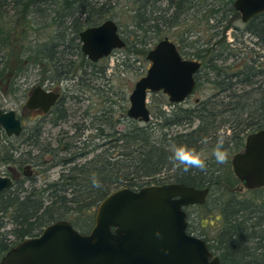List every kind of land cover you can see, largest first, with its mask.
Segmentation results:
<instances>
[{"label": "trees", "instance_id": "16d2710c", "mask_svg": "<svg viewBox=\"0 0 264 264\" xmlns=\"http://www.w3.org/2000/svg\"><path fill=\"white\" fill-rule=\"evenodd\" d=\"M114 1L117 0H104V2L101 0H34V5L40 6L48 2L58 5L55 10L57 17L64 19V22L66 20L69 22L71 36H66L64 33H58V35L63 36V45L73 44L71 52L76 51L77 54L82 55L80 32L86 27L114 16L109 13ZM130 1L135 3L133 21L137 28L144 31L145 24L151 21L149 27H158L161 16L149 17L144 14H147L149 9L151 11V7L154 8L157 2L164 0ZM167 1L169 6L174 8V17L189 10L195 2V0ZM4 2L0 0V57L3 59L2 63L5 62L0 67V78L5 76L8 54L11 57L14 52L10 48L8 54H1L9 47L11 27L8 19L1 13ZM25 6L28 7V4ZM25 23L28 24L27 19ZM247 24L248 31L264 44V13L250 19ZM137 43L146 44L144 40H137ZM56 45H58L56 42H51L46 49L47 53H45L46 50L41 52L40 44L35 49H32V44L28 45L24 51L28 53L27 58L33 57L38 60L39 58L42 60L43 56L40 57V55L45 53V60L56 66V69L61 65L72 64V59H68L67 65L63 62L66 59L65 51H57ZM150 49L145 48L144 53L147 55ZM208 53L203 51L194 54L195 58L204 63L197 76L196 88L201 84L204 70L209 67L215 73L213 85L220 91L228 92L227 100L207 99L199 101L193 107L176 106L169 102L168 104L178 109L173 112L161 109L158 114V129L149 123L139 126L136 122L139 120L127 115V118L132 120L131 124L125 130L118 131L113 123L99 117L93 121V125H85L79 132L66 138L78 137L75 144L72 141L69 143L66 139H60L56 145L48 143L40 147L41 151L36 154L33 153L32 148L26 151L15 148L13 160L18 166L29 168L32 164L40 166L46 162L43 155L48 153L59 159L55 165L59 164L64 168L58 179L43 185H37L35 176H30L32 170H28L23 174L29 181L27 186L24 180L17 179L11 187L0 191V260L12 246L28 237L39 235L48 224L57 220H68L80 232L88 233L94 225L99 203L113 190L123 185L132 189L141 188L148 184L147 179L162 174L165 170L173 169L174 174L171 177L174 178V182L198 188H210L206 202L196 206L208 207L216 202L220 215L217 220L220 222L211 237L199 236L208 242L215 254L219 255L221 264H264V201L257 203L254 201L255 197L240 199L234 191L235 184L240 183V180L234 174L232 162H229L227 169H213V164L210 163L204 171L191 169L188 172L174 168L169 162L171 155L169 148L173 144H187L198 149L205 139L215 141L219 131L216 122L221 115L225 116L223 124H230V128L234 130L231 147V152L234 153L245 146L246 137L242 134L243 129L254 132L264 128V79L253 80V69L256 67L248 63L238 71L229 72L227 67L214 62L216 57L219 58V54L213 58L214 52L209 55ZM254 73H257V76L264 75V70H257ZM64 74H70V71L61 70L58 73L59 77L65 76ZM237 84L250 87L237 92L234 90ZM196 121H198L197 125L194 124ZM183 124H188L183 131L178 130L173 133L166 131L172 125ZM106 125L108 127L112 125L111 132H106ZM88 129H95L99 137L103 139L107 137L111 140L99 144L96 141L97 135L85 136ZM39 136L40 134L29 144L33 143V147L40 146ZM62 145L64 148H61ZM60 151L68 152L69 155L59 158ZM92 153L94 154L88 158ZM9 156L8 152L3 158L9 159ZM80 157H85L86 160L78 162ZM93 174L99 179L100 187H93ZM223 182L226 184L220 185ZM262 190L264 187L253 191ZM8 224H12V228L6 230Z\"/></svg>", "mask_w": 264, "mask_h": 264}, {"label": "rangeland", "instance_id": "374dc122", "mask_svg": "<svg viewBox=\"0 0 264 264\" xmlns=\"http://www.w3.org/2000/svg\"><path fill=\"white\" fill-rule=\"evenodd\" d=\"M4 1L1 13L8 19L11 27L8 28L10 31L9 47L1 54H8L10 48L14 52L11 57L8 54L5 76L0 78V108L3 110H16L25 121L24 134L11 140V143L15 148H19V151L32 148L33 153L36 154L41 151L40 147L48 143L56 145L60 139H66L74 135L85 125H93V121L99 117L106 118L109 123H113L118 131L125 130L132 122L127 118L126 113L130 106V94L135 83L146 74L150 66L144 49L152 48L165 37L177 42L186 56L195 57L194 54L203 51H208V55L214 52L213 58L216 57V54H219V58L216 57L214 62L227 67L229 72L238 71L248 63L253 64L257 70H264V44L248 31V24L242 21L241 13L233 9L234 0H195L193 7L181 13L178 17L173 16L174 8L169 6L167 0L159 1L154 8L151 7V11L149 9L146 12L147 14H144V16L148 15L149 17L151 15L154 17L161 16L159 24H157L158 27H149L151 21L145 24L144 31L137 28L136 23L133 21L135 3L130 0L114 1L113 7L111 6L112 12L109 11L110 15L112 13L114 16L106 19L111 18L118 23L127 45L122 49L114 50L111 55L102 58L97 63H91L84 54H77L76 51L71 52V45L73 44L63 45V36H59L58 33L71 36V32L68 28L69 22L67 20L64 22V19L61 20V17H57L55 12L58 8L57 4L48 2L39 6L34 5V0ZM101 1L104 2V0ZM24 4H28V7ZM26 19L28 24L25 23ZM5 29L7 30V28ZM137 40H144L146 44H138ZM51 42L58 44L55 46L57 51H65L66 59L63 62L66 65L68 59H72L73 63L68 64V66L61 65L57 69L56 66L48 63L44 55L47 53L46 49ZM31 44L32 49L37 48L40 44L41 52L46 50L45 53L40 55V57L43 56L42 60L26 57L28 53L24 50ZM2 60L0 57V67L5 64V62L2 63ZM256 69H253V80L260 81L264 79V75L257 76V73H254L257 71ZM61 70H69L70 74L59 77L58 73ZM204 73L201 84L195 89L194 93L182 103L173 104L193 107L199 101L207 99H212V101L227 100L226 94L228 92L218 90L212 83L215 73L209 67H206ZM39 85L48 88L55 87V89L62 91L63 95V99L57 107L58 109L46 117L38 113H29L25 108L29 93ZM249 87L248 85L237 84L234 86V90L242 92ZM230 92L232 91L230 90ZM169 102L168 96L163 92L150 93L148 103L152 118L149 122L136 121L138 125L143 126L149 123L152 127L157 128V123H159L158 114L161 109L168 112L178 109L174 105L168 104ZM224 118L225 116L221 115L217 118L216 123L219 129L218 133L222 130L225 134V146L229 151L228 163L224 165L215 163L211 153L216 140H209L206 144L202 142L198 147V150L203 149L205 151L208 156L207 165L213 164V169H227L235 154L231 152L234 130L230 128V124H223ZM194 124L197 125L198 121ZM187 125H172L166 131L170 133L178 130L183 131ZM111 127L112 125L109 127L106 125V132H111ZM248 132L250 131L242 130L245 137ZM38 134H40V146L33 147V143L31 145L29 142ZM88 135H97L96 141L99 144L111 140V138L106 137L103 139L99 137L95 129H88L85 136ZM6 140L8 143V139ZM77 140L78 137L66 139L67 142L72 141L73 144L77 143ZM12 144L10 145L12 146ZM243 149L241 148L239 151ZM94 153L90 154L88 158ZM58 155L60 158L69 154L60 151ZM43 157L46 161L44 164L40 166L32 164L30 167L32 170L30 176H35L37 185H43L48 181L58 179L64 168L62 165H55L59 159L48 153H45ZM85 160V157H80L77 161L83 162ZM173 171V169L165 170L162 174L147 179V185L158 182H174V178L171 177L174 174ZM19 180H24L26 182L25 186L29 184L26 176L22 173ZM225 184L223 182L220 185ZM235 185L234 191L237 192L240 199H253L255 197L254 201L257 203L264 201V190H248L241 182ZM218 199L220 200L219 197ZM215 203L213 202L208 207L196 205L187 207L188 215H190L189 220L192 226L194 225V230L198 235L211 237L214 234L215 227L220 222L217 220L220 215ZM11 228L12 224H8L5 229L9 230Z\"/></svg>", "mask_w": 264, "mask_h": 264}, {"label": "water", "instance_id": "95a60500", "mask_svg": "<svg viewBox=\"0 0 264 264\" xmlns=\"http://www.w3.org/2000/svg\"><path fill=\"white\" fill-rule=\"evenodd\" d=\"M234 8L248 22L264 13V0H234ZM81 49L91 61L126 47L114 19L80 32ZM150 66L130 94L128 117L141 122L152 118L150 93L163 92L172 103H182L196 88L195 74L201 62L184 59L168 37L147 55ZM60 94L42 86L33 88L27 107L47 112ZM19 135L22 122L14 109H0V137ZM234 174L248 190L264 187V128L246 136L242 151L232 159ZM13 179L0 175V191ZM209 187L181 182H162L132 189L113 190L98 205L94 225L82 233L68 220L48 224L42 232L12 246L0 264H221L207 241L189 234L187 207L206 202ZM159 233V235H158Z\"/></svg>", "mask_w": 264, "mask_h": 264}, {"label": "flooded vegetation", "instance_id": "af4514ba", "mask_svg": "<svg viewBox=\"0 0 264 264\" xmlns=\"http://www.w3.org/2000/svg\"><path fill=\"white\" fill-rule=\"evenodd\" d=\"M233 8H234V1H233ZM235 9V8H234ZM103 22V21H102ZM102 22H100V23H102ZM100 23H98V24H100ZM245 23H247V22H245ZM98 24H96V25H98ZM118 24V23H117ZM94 26V25H93ZM118 31H119V33H120V35L123 37V35L121 34V32H120V28H119V25H118ZM169 38V37H168ZM123 39L126 41V39L123 37ZM170 39V38H169ZM171 40V39H170ZM173 41V40H172ZM80 42H81V40H80ZM175 44H176V46H177V48H178V50H179V52H180V54H181V56L184 58V59H188V60H196V61H199V62H201V64H202V67L200 68V69H202L203 68V66H204V63L202 62V61H200L199 59H197V58H193V56H186V54H184L182 51H181V49H180V47H179V44H177V42H175V41H173ZM127 43V42H126ZM127 45V44H126ZM156 45V44H155ZM154 45V46H155ZM153 46V47H154ZM152 47V48H153ZM82 50V49H81ZM116 50V49H115ZM84 54V53H83ZM88 58V57H87ZM89 59V58H88ZM102 59V58H101ZM100 59V60H101ZM89 61L91 62V63H97V62H93V61H91L90 59H89ZM200 73V70L195 74V79H196V81H197V76H198V74ZM43 87V86H42ZM45 90H47V91H55V92H59V94H60V96H59V98H58V100L55 102V104L54 105H52L51 106V108L47 111V112H45V111H43V109L42 108H37V109H31V108H28L27 107V101H26V104H25V108L28 110V112L29 113H38V114H40L41 116H43V117H46V116H49L50 114H52L56 109H58L57 107L59 106V103L62 101V99H63V95H62V91H60L59 89H55V87H52V88H48V87H43ZM33 90V89H32ZM32 90H31V92H32ZM31 92L29 93V96H28V98L30 97V95H31ZM28 100V99H27ZM177 104V103H176ZM1 109V108H0ZM1 110H3V109H1ZM3 111H7V110H3ZM16 111V110H15ZM16 113H17V111H16ZM17 117L21 120V122H22V131H21V133L19 134V135H11V136H9V135H7L4 131L2 132V135H1V137H0V175H2V176H10L12 179H13V184H14V182H15V180H17V179H19L20 178V176H21V173L22 174H24L26 171H28V170H30L31 171V169L29 168V167H21V166H18L16 163H15V161L13 160V158H14V154H15V147H14V145L11 143V140L12 139H14V138H17V137H20L21 135H23L24 134V132H25V121L23 120V118L17 113ZM41 128V127H40ZM42 129V128H41ZM6 139H8V143H7V140ZM10 144H12V146L10 145ZM61 148H64V145H62L61 146ZM9 152V154H10V156H9V159H5V158H3V157H5V155L7 154ZM12 184V185H13ZM188 219V227H187V232L189 233V234H192V235H195V236H199L196 232H195V230H194V225L192 226V224H191V222H190V220H189V217L187 218ZM200 237V236H199ZM202 238V237H201ZM208 243V242H207Z\"/></svg>", "mask_w": 264, "mask_h": 264}, {"label": "clouds", "instance_id": "9594fccd", "mask_svg": "<svg viewBox=\"0 0 264 264\" xmlns=\"http://www.w3.org/2000/svg\"><path fill=\"white\" fill-rule=\"evenodd\" d=\"M203 143H207L205 139ZM225 134L221 130L217 134L216 143L212 150V157L217 165H224L228 163L229 151L225 146ZM169 162L174 168L182 169L184 172H188L191 169H199L204 171L207 168L208 156L203 149H197L195 146H188L187 144H173L170 146ZM93 187H100L99 179L93 174L92 176ZM159 235V233H158Z\"/></svg>", "mask_w": 264, "mask_h": 264}]
</instances>
